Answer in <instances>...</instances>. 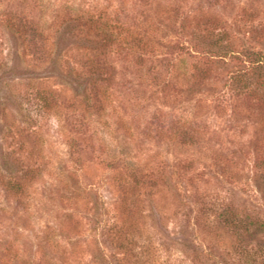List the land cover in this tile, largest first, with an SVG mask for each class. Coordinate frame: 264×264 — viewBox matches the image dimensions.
<instances>
[{
    "label": "rangeland",
    "instance_id": "374dc122",
    "mask_svg": "<svg viewBox=\"0 0 264 264\" xmlns=\"http://www.w3.org/2000/svg\"><path fill=\"white\" fill-rule=\"evenodd\" d=\"M89 17L145 42L103 47ZM260 35L264 0H0V264H127L121 227L142 264H237L208 251L230 209L264 248V107L232 86L248 63L210 52Z\"/></svg>",
    "mask_w": 264,
    "mask_h": 264
},
{
    "label": "trees",
    "instance_id": "16d2710c",
    "mask_svg": "<svg viewBox=\"0 0 264 264\" xmlns=\"http://www.w3.org/2000/svg\"><path fill=\"white\" fill-rule=\"evenodd\" d=\"M85 27L93 32V36L100 37L104 40L103 47H109L112 43H116L120 49L125 48L126 46L128 48H131L134 44L137 47H140V43L144 44L145 41L142 40L141 36L138 35V33L135 30H131L130 28L124 27L121 24L114 22V24H105L102 22L101 18H92L89 17L85 22ZM121 31H125L128 34V40L123 39L120 35ZM263 39L264 43V35H260ZM86 41H92L90 38H86ZM94 40V39H93ZM220 40L219 38L217 39ZM134 43V44H133ZM142 49V48H141ZM210 52L214 54H218L217 52L221 53V55L229 56L234 55V58H238L240 61H245L248 63L247 68L249 69L248 72L239 73L232 77L233 79V88H235L236 93L241 88H246L247 90V98L254 100L253 104H256L261 107H264V90L262 92L259 87L264 86V48H257L253 44H249L247 46H244L241 50H233V46L229 43L226 44H217L215 45L212 42V45L210 47ZM96 50V49H95ZM102 53V52H101ZM100 55L98 54L96 56L97 59H100ZM95 56H86L85 57V67H88V71L92 75L96 74L97 71V65L95 61ZM100 65V64H99ZM69 69H72L71 66H69ZM68 82L70 84L74 83L78 89H82L81 92L84 93L86 86H84L85 82H80V80H76L75 77L71 78L70 74L67 75ZM75 79V80H74ZM250 80V81H249ZM95 81V82H94ZM94 94L96 96V105L97 109L100 110L103 108V100L100 99L98 94L100 96L104 94V90H101L96 85V78H94ZM252 81V82H251ZM251 83V84H249ZM250 87V88H248ZM239 88V89H238ZM81 93V94H82ZM39 98L43 101V105L45 110L51 111L52 108L56 104V97L55 95L47 89H41L37 92ZM80 94V93H79ZM9 97V95H8ZM86 103V107L90 108L93 105L87 104L86 98L82 99ZM256 101V102H255ZM82 102V101H81ZM186 132H184L185 134ZM183 135V134H182ZM192 138V136H191ZM135 180L137 185L140 186L141 182L138 178V175L134 174ZM31 177V176H30ZM5 188L7 191L13 193L14 196H22L24 194V188H22L21 183L16 181L11 182L10 180L6 182ZM137 187H135L136 189ZM139 189V187L137 188ZM264 191V188H262ZM229 212V213H227ZM223 216V227L222 230H218L215 234V238L212 241V246L208 247V251L217 250L219 251H227L225 253L226 255H231L236 252L238 257V263L237 264H264V248L260 245L254 244V240L252 238L247 239L246 237H251L249 233V225L257 224L259 225V222L257 221H245L242 220V216L238 214L237 209H230L226 210ZM261 225V224H260ZM219 227V226H216ZM127 229V228H126ZM123 227L117 230L115 232V239L116 240V247L124 250V252L129 253V258L127 257V264H142L141 262V254L139 251L136 250V237L132 234V232H126ZM227 230L226 232L229 233L230 236L234 237V242H230L232 244H227L225 241V237L222 235L223 230ZM209 232V231H208ZM224 232V231H223ZM212 234V232L210 231ZM255 234V233H254ZM226 236V235H225ZM142 247V246H140ZM232 248V249H231ZM232 250L231 252H229ZM208 254L213 255L212 252H209ZM197 256H194V259H196ZM193 259V260H194ZM147 261V260H146ZM122 264V263H121ZM147 264V263H146Z\"/></svg>",
    "mask_w": 264,
    "mask_h": 264
}]
</instances>
